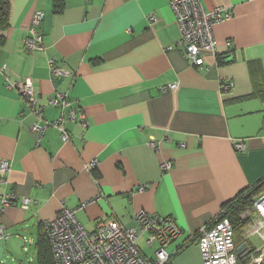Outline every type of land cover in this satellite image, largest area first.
Listing matches in <instances>:
<instances>
[{
    "label": "crops",
    "instance_id": "crops-1",
    "mask_svg": "<svg viewBox=\"0 0 264 264\" xmlns=\"http://www.w3.org/2000/svg\"><path fill=\"white\" fill-rule=\"evenodd\" d=\"M9 2V25L0 31V158L12 169L1 191L31 202L4 206L0 196L3 254L16 255L20 238L25 252L27 243L36 248L42 221L62 205L88 203L76 215L90 231L98 218L139 230L137 212L174 217L181 235L168 246L169 262L202 264L199 231L264 178V0H202L207 11L233 13L214 26L218 49L204 68L179 44L168 0H63L61 10L55 0ZM37 11L45 49L28 53ZM50 61L67 74L53 75ZM28 78L47 105L44 121L60 114L49 99L66 93L89 126L68 121V142L50 127L37 145L38 117L7 85ZM235 139L246 148L237 150Z\"/></svg>",
    "mask_w": 264,
    "mask_h": 264
},
{
    "label": "built area",
    "instance_id": "built-area-1",
    "mask_svg": "<svg viewBox=\"0 0 264 264\" xmlns=\"http://www.w3.org/2000/svg\"><path fill=\"white\" fill-rule=\"evenodd\" d=\"M181 28L182 36L179 44L184 47L185 55L197 67L206 66L208 55L215 54L218 44L214 36L215 25L230 20L233 13L225 7H217L207 11L202 0H168ZM44 19L41 11L35 12L30 28L31 36L24 40V48L28 53L42 52L45 49L43 35L38 27ZM150 20L156 17L151 15ZM53 75H65L63 67L53 65L50 61ZM9 88L16 89L32 112L38 117L31 127L36 144L39 145L46 131L50 127L57 128L63 141H70V133L66 129L68 121L77 122L82 128L89 126L87 114L80 107L73 106L69 95L57 93L49 99V104L60 109L55 120H43V112L47 105L37 96L31 79L13 81L7 80ZM235 82H226L223 91H229ZM172 88L176 85H170ZM149 145L156 148L155 141ZM233 145L237 150H244L246 143L242 139H235ZM97 161L91 163L95 165ZM163 171L171 168L170 161L162 163ZM12 169L11 160L0 158V196L4 206L21 202L28 208L30 198L21 200L14 193L5 194L2 185L7 182V175ZM142 186L139 189L144 190ZM264 195L254 202V206L242 214L250 216V223L244 230L243 236L248 243L243 255L251 254L249 264H261L264 261ZM88 203H82L79 209L86 208ZM78 208L62 205L59 213L42 221L44 230L50 243L55 264H171V253L168 246L181 235V229L174 217H159L140 211L132 216V220L140 229L125 226L119 219L106 221L98 218L95 228L90 231L77 218ZM199 247L202 264H238L240 257L235 243V229L231 219L227 216L217 218L210 226L203 227L199 233ZM6 230L0 224V244L6 238ZM146 236V245L153 249L152 256L144 254L139 245L142 237ZM258 236L260 244L252 238ZM254 243V244H252ZM254 249V251H253ZM252 252H254L252 254Z\"/></svg>",
    "mask_w": 264,
    "mask_h": 264
},
{
    "label": "trees",
    "instance_id": "trees-1",
    "mask_svg": "<svg viewBox=\"0 0 264 264\" xmlns=\"http://www.w3.org/2000/svg\"><path fill=\"white\" fill-rule=\"evenodd\" d=\"M55 1L57 9L61 10V8H63V0ZM10 11L11 7L9 0H0V31L8 27ZM263 194L264 178L253 187L243 190L235 199L229 201L225 205L222 213L218 216V218L227 216L231 219L235 229V243L237 247L245 241L243 233L245 230L244 228H246L245 226L248 225V221L242 218V214L252 208L254 202ZM41 226H43L42 223ZM36 249L38 252V264H55L46 232L41 233L36 243ZM249 256H251V254L240 256L238 258V264H247ZM261 264H264V261Z\"/></svg>",
    "mask_w": 264,
    "mask_h": 264
},
{
    "label": "rangeland",
    "instance_id": "rangeland-1",
    "mask_svg": "<svg viewBox=\"0 0 264 264\" xmlns=\"http://www.w3.org/2000/svg\"><path fill=\"white\" fill-rule=\"evenodd\" d=\"M243 219L247 220V224L250 223V216L247 215L246 213L243 215L242 217ZM247 227V226H245ZM246 229V228H244ZM33 236L36 238V232L34 231L33 232ZM20 242H18V244L16 243L15 244V252H16V255L15 254H10L9 257L7 258V261L5 258L1 257L0 256V264H38V259H37V250L35 248V244H31V243H27L28 245V250L25 252L24 249H25V246H23L21 244V238L18 239ZM252 240L256 243V244H260V240L258 238V236H254L252 238ZM245 242V241H244ZM254 244V243H252ZM139 245L142 249V252H144V254L146 255H150L152 256V252H153V249L150 248V247H147L146 245V236L142 237L139 241ZM241 245V244H240ZM254 252H252L253 254ZM18 254V255H17ZM19 259H21L22 261H19ZM252 259V256H249V259H248V262L247 264L251 263ZM2 261V263H1Z\"/></svg>",
    "mask_w": 264,
    "mask_h": 264
},
{
    "label": "water",
    "instance_id": "water-1",
    "mask_svg": "<svg viewBox=\"0 0 264 264\" xmlns=\"http://www.w3.org/2000/svg\"><path fill=\"white\" fill-rule=\"evenodd\" d=\"M247 247L248 243L246 241L237 247L240 256H243V252ZM0 256L4 257L7 261V255L3 254V243L0 244Z\"/></svg>",
    "mask_w": 264,
    "mask_h": 264
},
{
    "label": "bare ground",
    "instance_id": "bare-ground-1",
    "mask_svg": "<svg viewBox=\"0 0 264 264\" xmlns=\"http://www.w3.org/2000/svg\"><path fill=\"white\" fill-rule=\"evenodd\" d=\"M262 208L264 209V205L262 204Z\"/></svg>",
    "mask_w": 264,
    "mask_h": 264
}]
</instances>
